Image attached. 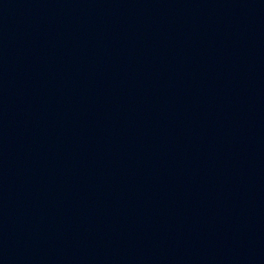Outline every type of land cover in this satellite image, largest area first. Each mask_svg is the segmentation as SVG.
<instances>
[{
	"label": "water",
	"instance_id": "water-1",
	"mask_svg": "<svg viewBox=\"0 0 264 264\" xmlns=\"http://www.w3.org/2000/svg\"><path fill=\"white\" fill-rule=\"evenodd\" d=\"M0 264H264V0H0Z\"/></svg>",
	"mask_w": 264,
	"mask_h": 264
}]
</instances>
